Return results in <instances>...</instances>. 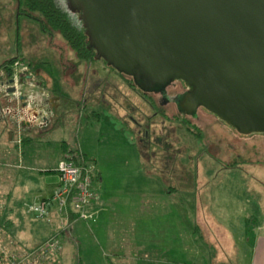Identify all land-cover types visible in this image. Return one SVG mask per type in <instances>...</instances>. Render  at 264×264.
Wrapping results in <instances>:
<instances>
[{
  "label": "rangeland",
  "instance_id": "obj_1",
  "mask_svg": "<svg viewBox=\"0 0 264 264\" xmlns=\"http://www.w3.org/2000/svg\"><path fill=\"white\" fill-rule=\"evenodd\" d=\"M0 10V64L17 57L29 66L45 63L38 75L41 89L53 84L54 75L61 86L59 97L49 91L48 124L23 128L32 143L19 145L17 128H10L14 121L0 114L3 223L8 209L16 208L24 225L41 224L27 213L37 188L53 183L54 194L61 186V157L75 161L84 154L95 168L93 201L99 210L104 196L106 212L98 225L92 203L88 212L95 219L73 216L70 222L51 203L52 222L55 216L66 219L61 225L73 249L80 250L82 264H218L239 250L240 260L248 261L264 227V133L241 132L205 109L197 120L173 104L161 106L104 59H79L61 35L44 32L39 21L26 16L19 0H0ZM171 187L179 193L171 195ZM18 226L1 227L0 264H10L11 255L22 256V264L40 257L38 264H63L61 234L31 249L25 226L29 252L24 255L13 239ZM217 230L227 232L233 245L225 244ZM49 240L59 247L38 251Z\"/></svg>",
  "mask_w": 264,
  "mask_h": 264
},
{
  "label": "water",
  "instance_id": "obj_2",
  "mask_svg": "<svg viewBox=\"0 0 264 264\" xmlns=\"http://www.w3.org/2000/svg\"><path fill=\"white\" fill-rule=\"evenodd\" d=\"M65 1L81 16L95 59L143 91L182 80L192 92L181 110L196 116L203 106L241 132L264 133V0Z\"/></svg>",
  "mask_w": 264,
  "mask_h": 264
},
{
  "label": "built area",
  "instance_id": "obj_3",
  "mask_svg": "<svg viewBox=\"0 0 264 264\" xmlns=\"http://www.w3.org/2000/svg\"><path fill=\"white\" fill-rule=\"evenodd\" d=\"M13 73L7 75L4 70H0V114L14 121L18 130L17 143L23 144V123H28L29 127L39 128L45 127L52 117V108L50 94L46 89H41L38 82L39 72H35L29 65L22 60H17L12 65ZM13 80V83H10ZM15 88V92L10 93L9 90ZM26 100H22V97ZM47 100L48 103H43ZM27 102V106L23 103ZM12 121V122H13ZM70 156L67 155L66 158ZM95 168L90 164L78 165L75 161L64 159L60 162L58 172L60 174L61 186L56 190L51 199H43L29 206L37 219L52 221L53 207L66 214L68 221L73 216L87 221L93 220L95 214L88 212V206L96 198L93 189ZM6 209L5 204L0 203V222L1 215ZM0 227V232H1ZM1 239V235H0ZM57 240H49L41 246L38 251L46 252L48 249H57L59 247ZM22 256H10V264H22ZM29 257V256H28ZM32 257V255H31ZM26 259V258H25ZM41 260V257L39 258ZM31 264H38V260ZM41 264V261L39 262Z\"/></svg>",
  "mask_w": 264,
  "mask_h": 264
},
{
  "label": "crops",
  "instance_id": "obj_4",
  "mask_svg": "<svg viewBox=\"0 0 264 264\" xmlns=\"http://www.w3.org/2000/svg\"><path fill=\"white\" fill-rule=\"evenodd\" d=\"M38 72L40 73L41 71L39 70ZM47 85L48 86L47 87L45 86L46 88H44V89H46L49 92L51 90L52 85L51 84L49 85L48 83H47ZM52 101L54 103V100H52ZM14 125H15L14 123H11V127L10 128L13 129ZM14 135H15V133H13L12 130H11L10 131L11 140H15V136ZM27 136L28 135H26L25 137H27ZM29 137H31L33 139L32 136L29 135ZM63 156L61 157L60 160H63ZM180 169L183 171V174L186 173V170H183V168H180ZM55 186L56 185L55 184L53 185V183L49 184V185H47V184L41 185V187L39 186L37 188L38 190H37V194H36V199H35V201L33 203L39 202V201H41L43 199L50 198L52 196V194H53V191L57 188V187L55 188ZM179 191L180 190L178 188L171 187L169 193L171 195H176V194L179 193ZM103 197H104L103 195L100 196V199L102 198L101 201L104 200ZM95 201L92 202V204L90 206V209L93 212H97L98 217H97V221H96L95 224L98 225V223L100 222L101 214L106 212V208L104 207L105 204H102L101 201H100V205H99L100 210L97 209V205L95 206V204H96ZM124 201H125V199L123 200V202ZM188 202H189V200L186 199L185 203L187 204ZM33 203H31V204H33ZM120 203H122V202H120ZM181 204H183V201L181 202ZM27 213L33 214L32 212L29 211V209L27 210ZM7 215H6V217H7L6 221L10 222L9 223L10 226L8 228H10V229L13 228V227L15 228V225L17 226L19 224V226L17 227L18 228L17 232L13 236V239H15L14 241H16V243L19 244L18 245L19 247L17 249H19L21 252H25L26 251L24 255H26L27 251L29 252V248H28L29 240L26 238V235L23 233V231L25 232V230H26L25 226H27L29 228V232L31 233V237H32V241L31 242L33 243V245L30 246V247H32L31 249L35 248L36 246H38L42 242L48 240L53 235L61 234L60 237L62 239L63 247H64V250H63V253H62L63 264L69 263V262H72L73 264L79 263L80 260L77 257V255H78L77 252L79 253L80 250L77 251V246H76V248L73 249L72 245H70L71 241H70V238H69V231L66 230V232H65V230H63L64 229L63 226L61 225L62 221H63L62 224L65 223V221H66L65 218L62 220V218H60L59 216H55V218L53 219V222L51 221L52 223L49 222V221H46V220H40L39 219V222H41V224L32 223L29 226V225H24L22 223V218H23L22 216L23 215L16 208H9ZM216 233H217L218 236H221V237L223 236V238L225 240V244H228L229 246H231L233 240H231V238H230V236H229V234L227 232H221L220 230L219 231L217 230ZM216 233L214 232V236H215ZM211 234H213V233H211ZM215 243H217V241H215ZM143 251L146 252V250H143ZM156 251H158V250L156 249ZM154 252H155V250L152 251V253H154ZM168 253H173V249H171ZM239 253H240V250L237 252V255L233 254L234 256H231L229 258V260L220 259L218 264H264V227L261 228V232L255 237L254 244L252 245V251L250 252V255L248 257V261L240 260ZM52 259H54V258L52 257ZM165 263H167V262H165ZM168 264H172V262H169Z\"/></svg>",
  "mask_w": 264,
  "mask_h": 264
},
{
  "label": "trees",
  "instance_id": "obj_5",
  "mask_svg": "<svg viewBox=\"0 0 264 264\" xmlns=\"http://www.w3.org/2000/svg\"><path fill=\"white\" fill-rule=\"evenodd\" d=\"M21 7H23V12L26 16L31 19L39 21L44 32L54 35H61L67 42L68 46L76 53L77 57L81 60L91 62L95 60L97 51L91 46L90 36L87 33V28L84 25L83 20L80 15L71 13L67 7H65L61 0H19ZM2 23V15L0 10V25ZM19 60V57L10 59L2 64H0V70H5L7 75L13 73L12 65ZM37 72L41 71L42 68H46L45 63H39L30 67ZM111 66V65H110ZM113 67V66H112ZM114 68V67H113ZM116 69V68H115ZM117 70V69H116ZM119 71V70H118ZM120 72V71H119ZM122 74L130 77L133 81L135 87L140 91L143 90L137 85L133 76L127 75L123 72ZM52 76V75H51ZM52 87L51 93L54 97H59L61 94V86L58 78L54 75L52 76ZM24 144L32 143L33 139L29 136L24 138ZM68 144L64 142L63 149L67 152ZM67 154H70L69 152ZM72 154V152H71ZM76 155V154H74ZM86 156L81 154L76 156L74 160L78 165L87 164ZM79 159V161H78ZM5 211L1 215L0 227L4 224L9 227L10 222L4 221ZM79 264H82L81 257L79 258Z\"/></svg>",
  "mask_w": 264,
  "mask_h": 264
},
{
  "label": "flooded vegetation",
  "instance_id": "obj_6",
  "mask_svg": "<svg viewBox=\"0 0 264 264\" xmlns=\"http://www.w3.org/2000/svg\"><path fill=\"white\" fill-rule=\"evenodd\" d=\"M190 92H192V89L182 80L171 81L170 84L164 89V91L152 92L153 94H150L151 92L143 91L145 95H154V97H157L158 104H160L161 106H168L170 104H173L182 115L198 120L200 119L199 111L201 109H204L205 107L200 106L196 116L189 115L179 107L181 98ZM154 106L155 105H153V107Z\"/></svg>",
  "mask_w": 264,
  "mask_h": 264
}]
</instances>
